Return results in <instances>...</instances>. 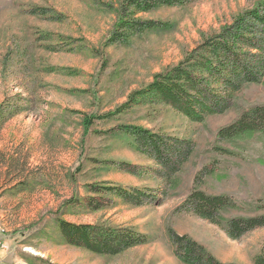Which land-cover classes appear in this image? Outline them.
Wrapping results in <instances>:
<instances>
[{
  "label": "rangeland",
  "instance_id": "rangeland-1",
  "mask_svg": "<svg viewBox=\"0 0 264 264\" xmlns=\"http://www.w3.org/2000/svg\"><path fill=\"white\" fill-rule=\"evenodd\" d=\"M119 2L0 0V246L9 244L4 260L26 264L45 254L55 264H185L174 254L171 228L223 262L254 264V256L264 254V226L233 239L223 227L179 207L196 187L236 200L237 207L224 211V217L264 213V132L217 139L219 129L242 110L264 104V76L243 85L231 108L200 123L163 104H125L133 91L177 65L258 0L163 7L141 17L164 21V28L106 47ZM36 7L46 8L49 19L31 13ZM45 33L53 41L42 40ZM53 43L60 49L46 45ZM125 124L194 142L171 184L153 159L128 144ZM91 183L151 188L162 201L118 200L92 210L85 200L98 196L89 192ZM58 217L133 227L149 234L150 241L99 255L64 242Z\"/></svg>",
  "mask_w": 264,
  "mask_h": 264
},
{
  "label": "trees",
  "instance_id": "trees-1",
  "mask_svg": "<svg viewBox=\"0 0 264 264\" xmlns=\"http://www.w3.org/2000/svg\"><path fill=\"white\" fill-rule=\"evenodd\" d=\"M197 1L200 0H120L118 7L114 8L117 20L105 38L104 45L107 47L116 42H127L132 37L165 27L164 21L143 18L141 14L163 7H185ZM31 13L49 19L46 8L36 7ZM50 35L45 33L46 37L41 39L53 41L49 38ZM46 45L53 50L60 49L58 44ZM55 69L48 68L46 71ZM263 76L264 0H258L257 4L246 8L221 32L205 37L177 65L156 74L148 85L133 91L125 105L126 108L131 107L141 100L150 104H163L189 120L200 123L210 115L223 113L231 108L233 97L242 86L258 83ZM122 129L128 137V144L142 155L153 159L169 184L193 151L194 142L187 138L171 137L140 125L125 124ZM256 132H264V104L242 110L233 122L219 129L217 139L224 141L242 138ZM88 190L98 195L85 199L86 205L92 210L101 209L105 207L104 204L114 205L118 200L135 205L162 201L151 188L145 190L116 184L91 183ZM235 207L237 202L231 196L209 194L195 187L187 194L179 209L223 227L233 239H239L249 231L264 226V213L255 216H223L224 211ZM56 224L64 242L99 255H115L150 241L149 234L133 227L75 224L61 217L57 218ZM168 234L174 254L185 264H236L219 260L204 244L188 234L171 228ZM42 262L53 264L47 260ZM253 262L264 264V254L254 256Z\"/></svg>",
  "mask_w": 264,
  "mask_h": 264
},
{
  "label": "crops",
  "instance_id": "crops-1",
  "mask_svg": "<svg viewBox=\"0 0 264 264\" xmlns=\"http://www.w3.org/2000/svg\"><path fill=\"white\" fill-rule=\"evenodd\" d=\"M1 193V192H0ZM7 242H4V244L2 245V246H0V260H2V261H4V262H0V264H10L11 262H9V260H4L5 258H3L4 257V252L6 251V249H7V246H9V244L7 243ZM29 247L30 248H33L31 245H29ZM37 251V250H36ZM38 252V251H37ZM39 253H42V252H40L39 251ZM44 255L45 254H43V256H31V255H28V256H31V257H33L32 259H27V263L28 264H44L43 262H42V260H44V261H48V262H51V263H53V264H55L53 261H51V260H49V258H44ZM35 259V260H34ZM34 260V261H33ZM26 263V264H27Z\"/></svg>",
  "mask_w": 264,
  "mask_h": 264
}]
</instances>
